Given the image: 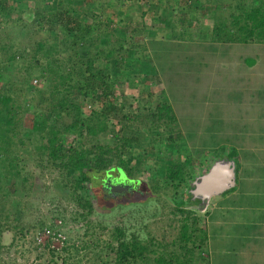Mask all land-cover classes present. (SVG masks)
Returning a JSON list of instances; mask_svg holds the SVG:
<instances>
[{"label":"rangeland","instance_id":"rangeland-1","mask_svg":"<svg viewBox=\"0 0 264 264\" xmlns=\"http://www.w3.org/2000/svg\"><path fill=\"white\" fill-rule=\"evenodd\" d=\"M21 4L19 15H11L12 21L0 18V48L4 46L10 48L9 52L0 51V80L4 76L5 81L9 79L11 82H22L23 84L16 88V92L21 90L23 95L27 85L34 89L45 81L39 79V69L28 72L30 69L28 64L36 55L35 44L42 40H50L52 43L53 36L56 35L60 39L63 37L59 35L54 25H44L41 29L35 24V11L39 10L40 3L38 7L35 0H25ZM233 5L227 7L225 12L216 15L223 14V17L228 18L234 9ZM205 8V12L210 13L216 7ZM14 51L17 53L16 59L9 62L8 58L15 53ZM181 56L179 51H156L155 61L157 71L164 81L165 92L175 110L180 112L183 109L192 116V125L187 126L182 122L181 126L185 129L187 138L194 143L193 121L197 101L194 86L187 84L184 76L180 74L179 68L184 64L181 65L176 58ZM55 58H66V54L56 53ZM263 60L264 57L261 58V61ZM40 62L42 65L46 63L42 60ZM32 64L36 65L37 62L34 61ZM117 72L118 68L114 67L112 75L117 80V106L125 110L124 113L110 118L112 131H117L120 135L118 138H121L123 125L129 131H140L136 133L139 141L142 140L143 135L147 138L144 151L137 155L138 162L135 168V177L140 180L139 192L113 196L103 188L101 192L99 189L102 185L99 182L92 186L94 192L90 186H87V194L90 195L94 210L90 216H86V212L79 209L72 199L73 187L70 183L73 179L72 174L50 166L46 158H42L36 152L37 138L28 135L31 127L29 123L33 119L35 108L29 107V111L23 115L24 130L16 139L17 142L22 138L25 141V146L17 149L21 159L18 166L21 177L17 179L12 174L8 175L6 169H0L1 183L10 192L8 197L0 195V214H2L0 264H112V234L116 228L125 229L128 236L135 235L149 244L150 240H153V250L164 253L179 251L184 216L177 210L175 192L166 186L164 169L177 159L184 161L189 158L192 162L194 156L197 157L198 151L190 150L187 153L182 150L179 155L178 145L174 144L176 131L170 134L166 126L147 131L150 125L145 122L146 116L154 111L158 104H163L160 100L161 93L158 95L147 89L139 91L137 84H131L122 76L118 77ZM5 81L0 82L1 89L6 84ZM12 93L13 91L9 94ZM153 94H157V97ZM71 100L82 107L85 116L89 115L91 106L98 107L86 101L78 91L73 93ZM133 100H138V114L133 113L131 105ZM23 101L18 100V103L22 104ZM124 114L128 115L129 120L120 123L119 120H122ZM207 133L209 132L204 131L203 139H210L211 134ZM171 136L173 142L170 141ZM68 140L70 143L78 141V138L69 136ZM103 140L112 145L115 142L110 135ZM196 165L194 163L189 167L192 177H195L200 167ZM23 178H26L25 182ZM26 188L30 189L29 193L24 191ZM186 190L187 187L180 190V195L183 196ZM187 210L192 211L199 218L198 211L190 208ZM38 232L43 233L41 243L36 239ZM53 233L61 236L59 240L56 239V235L53 237ZM158 244L161 246L156 248ZM201 252L202 250H195L193 264H205L198 259L199 256L203 257ZM155 257L156 255L151 254V261L148 264H156L153 261Z\"/></svg>","mask_w":264,"mask_h":264},{"label":"trees","instance_id":"trees-1","mask_svg":"<svg viewBox=\"0 0 264 264\" xmlns=\"http://www.w3.org/2000/svg\"><path fill=\"white\" fill-rule=\"evenodd\" d=\"M23 1L25 0H0V18L12 21L11 15H19ZM35 1L37 7L40 3L39 10L35 9V24L41 29L44 25H54L63 38L60 39L56 35L53 36L52 43L50 40H42L35 44L36 55L28 64V72L39 69V79L45 80L40 87L32 89V86L29 88L27 85L22 95L21 90L16 92L22 82H11L9 79L5 81L6 77H1L0 82L5 81L6 84L3 89L0 88V169H6L8 175L12 174L17 179L21 177V171L18 170L21 159L17 149L25 146V141L22 138L17 142L16 139L24 130V113L29 111V107H34L28 135L37 138L36 152L42 158L45 157L50 166L72 174V199L79 209L86 212V216H90L94 206L86 187L90 186L94 192L93 185L98 182L102 185L103 178L110 172L120 170L130 179L140 181L135 177L137 155L144 151L147 138L143 135L139 141L136 133L140 131H129L121 124V138H118L120 135L112 137L115 139L113 145L103 140L113 132L110 118L124 113L125 110L117 106V80L112 75V63L116 58L122 60V54L109 47L102 51L101 48L106 46L103 41L105 38H101L94 27L82 20L80 12L74 8V0ZM208 2L216 6L214 15L225 12L227 7L234 4L228 18L223 17V14L218 15L220 17L216 19L213 28L215 41L264 43V0ZM8 49L10 50L8 46H4L0 51L9 52ZM14 52L9 56V62L15 61L17 53ZM56 53L66 54V58L57 59ZM40 55V59L46 62L43 65L39 59ZM34 61L37 62L36 65L32 64ZM122 72L126 71L118 70L116 75L120 76ZM12 91L13 93L9 94ZM75 91L98 107L91 106L89 115H83L82 107L71 100ZM18 100L25 101L21 104ZM124 115L122 120H119L120 123L129 120L128 115ZM145 122L150 125L147 131L166 126L171 134L177 129L173 109L166 103L158 104L155 110L146 116ZM69 136L82 141L69 143ZM170 141H174L172 136ZM191 163L189 158L184 161L177 159L164 169L166 186L175 192L177 210L184 216L179 251L164 253L153 250V240H150L149 244L135 235L128 236L125 229L116 228L112 234V264H148L151 254L156 255L153 259L156 264H193L195 250H202V255L207 241L206 232L201 226L200 218L187 210L186 202L179 192L188 188L189 182L194 179L189 171ZM25 181L26 178H23V182ZM1 182L2 179L0 195L10 196V192ZM102 188L101 186L99 190ZM24 191L29 193L30 189L26 188ZM159 246L161 245L158 244L156 248ZM199 257L198 259L205 262L203 257Z\"/></svg>","mask_w":264,"mask_h":264},{"label":"crops","instance_id":"crops-1","mask_svg":"<svg viewBox=\"0 0 264 264\" xmlns=\"http://www.w3.org/2000/svg\"><path fill=\"white\" fill-rule=\"evenodd\" d=\"M209 4L74 0L82 20L105 38L102 51L121 52L122 60L112 63L126 71L118 77L137 84L139 91L161 93L162 103L172 107L177 153L198 151L192 162L200 167L194 176L222 155L237 163L236 186L199 212L207 238L205 264H264V43L215 41L213 28L220 16L205 12V7H216ZM165 50L181 52L176 58L184 64L180 74L195 88L194 143L181 126H190L192 116L175 110L157 71L156 51ZM204 131L210 139H203Z\"/></svg>","mask_w":264,"mask_h":264},{"label":"water","instance_id":"water-1","mask_svg":"<svg viewBox=\"0 0 264 264\" xmlns=\"http://www.w3.org/2000/svg\"><path fill=\"white\" fill-rule=\"evenodd\" d=\"M115 173V174H113ZM237 163L234 158L222 155L215 159L209 168L194 177L189 182L188 188L183 194L187 207L200 213L204 212L213 198L222 196L236 186ZM138 189L140 182L130 179L127 174L120 171L110 172L103 181V190H110L112 193L126 192L129 189L131 194Z\"/></svg>","mask_w":264,"mask_h":264},{"label":"built area","instance_id":"built-area-1","mask_svg":"<svg viewBox=\"0 0 264 264\" xmlns=\"http://www.w3.org/2000/svg\"><path fill=\"white\" fill-rule=\"evenodd\" d=\"M152 0H139V2L141 3V4H148V3H150ZM138 100H133V102L131 103V105H132V110H133V113L134 114H138L139 112H138V108H139V105H138V102H137ZM113 123V122H112ZM116 135H118V133H117V131L115 132L114 130H113V132H111V134H110V136L111 137H116ZM47 233L49 234V235H51V233L50 232H48V230H47ZM42 235H43V233L42 232H38L37 233V236H36V239H37V241L39 242V243H41V241H42ZM56 235V239L57 240H59V238L61 237L60 235H57V234H54L53 233V237Z\"/></svg>","mask_w":264,"mask_h":264},{"label":"flooded vegetation","instance_id":"flooded-vegetation-1","mask_svg":"<svg viewBox=\"0 0 264 264\" xmlns=\"http://www.w3.org/2000/svg\"><path fill=\"white\" fill-rule=\"evenodd\" d=\"M104 180H106V177H104L103 180H102V186H103V181ZM110 190H112V189H110ZM110 190H105V192H107L108 194L113 195V196H118V195L123 196V195H125L127 193L130 194L132 189H129L126 192H118V193H116V192L115 193L114 192L112 193V191H110ZM133 190L139 192V190L136 189V187H133Z\"/></svg>","mask_w":264,"mask_h":264}]
</instances>
